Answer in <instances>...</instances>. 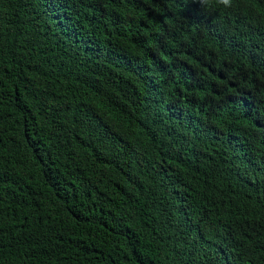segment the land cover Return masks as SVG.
Here are the masks:
<instances>
[{"label": "trees", "instance_id": "16d2710c", "mask_svg": "<svg viewBox=\"0 0 264 264\" xmlns=\"http://www.w3.org/2000/svg\"><path fill=\"white\" fill-rule=\"evenodd\" d=\"M0 264H264V0H0Z\"/></svg>", "mask_w": 264, "mask_h": 264}, {"label": "clouds", "instance_id": "9594fccd", "mask_svg": "<svg viewBox=\"0 0 264 264\" xmlns=\"http://www.w3.org/2000/svg\"><path fill=\"white\" fill-rule=\"evenodd\" d=\"M197 2L203 7H211L212 0H197ZM217 5H222L225 8H229L232 6V0H215Z\"/></svg>", "mask_w": 264, "mask_h": 264}]
</instances>
